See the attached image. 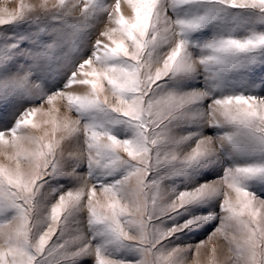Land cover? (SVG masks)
I'll return each instance as SVG.
<instances>
[{"label":"snow or ice","instance_id":"1","mask_svg":"<svg viewBox=\"0 0 264 264\" xmlns=\"http://www.w3.org/2000/svg\"><path fill=\"white\" fill-rule=\"evenodd\" d=\"M0 264H264V0L0 7Z\"/></svg>","mask_w":264,"mask_h":264},{"label":"rangeland","instance_id":"2","mask_svg":"<svg viewBox=\"0 0 264 264\" xmlns=\"http://www.w3.org/2000/svg\"><path fill=\"white\" fill-rule=\"evenodd\" d=\"M18 2L19 0H0V7L7 6L9 9H12L16 7ZM26 2H35V0H26ZM201 259L203 260L204 258L202 257Z\"/></svg>","mask_w":264,"mask_h":264}]
</instances>
